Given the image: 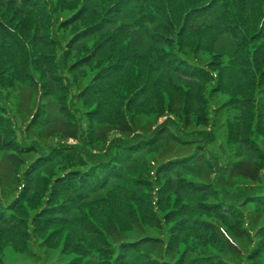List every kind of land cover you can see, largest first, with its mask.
I'll return each mask as SVG.
<instances>
[{"label":"trees","instance_id":"1","mask_svg":"<svg viewBox=\"0 0 264 264\" xmlns=\"http://www.w3.org/2000/svg\"><path fill=\"white\" fill-rule=\"evenodd\" d=\"M19 1L17 5L32 15L33 22L17 19L22 33L7 26L0 29L20 56L38 41L51 46V35L42 37L41 31L52 32L55 24L63 22L54 28L71 30L74 42L97 40L92 45L95 50L114 48L119 29L128 31L129 38L132 26L147 23L151 30L145 45L187 35L194 44V58L179 44L185 61L167 62L173 54L166 53L160 65L143 64L139 70L129 65L128 52L119 51L108 64L93 67L80 88L82 97L101 94L106 101L117 100L112 125L98 128L89 123L83 135L77 111L60 103L63 115L44 128L39 139H26L30 144L21 142L15 130L6 131V119L13 125L14 116L2 104L0 89V250L3 238L14 233L16 248L40 236L50 247L64 239V252L77 255L70 263L48 264H264V0ZM101 9L109 13L100 22L95 16ZM63 12L68 13L65 18ZM113 19L120 23L117 30L106 32L116 22ZM99 34L104 35L98 38ZM224 35L231 37L234 48L230 62L218 66L225 57L218 48ZM206 51L214 57L209 60ZM84 57L71 63L82 79L86 73L80 71L94 59L81 60ZM47 60L55 68L60 66L57 58ZM209 63L208 71L218 75L207 90L204 83L211 79L203 67ZM187 77L192 86L198 82L195 90L181 89ZM239 78L245 79L243 91L229 86ZM119 84L125 99L118 94ZM169 87L177 98L165 103V112L175 119L155 130L141 128V137L135 136L134 110L157 101L153 122L157 124L165 113L159 94ZM62 90L59 99L71 95L66 87ZM217 93L228 95L239 113L230 130L232 140L227 148L220 147L232 156L222 168L193 137L199 133L197 126L214 122L212 102ZM4 97L10 100L12 93ZM57 134L66 142L75 139L76 144L47 142ZM153 147L159 150L149 162L139 157ZM236 180L250 186L235 191ZM81 240L100 259L83 263L87 252L78 245Z\"/></svg>","mask_w":264,"mask_h":264},{"label":"rangeland","instance_id":"2","mask_svg":"<svg viewBox=\"0 0 264 264\" xmlns=\"http://www.w3.org/2000/svg\"><path fill=\"white\" fill-rule=\"evenodd\" d=\"M3 1V2H2ZM0 0V26L3 28L7 26L13 31L18 30L20 33L23 31V27L18 24L17 19L25 21L27 24L33 22L32 15L22 11L20 5H17L14 0ZM6 2V3H4ZM18 3L20 1L18 0ZM13 4V13H9L10 5ZM16 9L18 12L16 13ZM5 10V14L1 16V12ZM108 11L101 9L96 12L95 20L99 19L100 22L108 18ZM68 15L67 12L62 13V18H65ZM12 17V18H10ZM120 17L125 18L127 15H121ZM11 19V21H10ZM116 20V19H113ZM261 22V20H260ZM120 23L116 20L114 24L111 25V29L107 30L109 33H113L114 30H117V27ZM130 24V23H128ZM144 27H135L132 26L130 30V36L128 38L129 32L126 30L119 29L118 34L115 33L118 38V42L114 43L115 47L111 48L110 45L106 46V50L96 48L92 49L93 43L97 40H91L93 38H88L80 42L71 41V30H63L60 32L55 28H60L63 25V22L60 25L55 24L52 32H46L42 30V37H48L51 35L49 42L51 46L42 44L41 42H36L35 45L31 46V51L29 50L26 54L20 56L16 50L14 43L8 41L0 29V89L3 94L2 104L6 105L7 109L11 112L14 117H11L13 125L9 122L6 124V131H16L17 136L20 138L21 142H28L26 139H39L41 136V131L49 126L55 119L61 117L63 113L61 112L60 103L71 105L72 108L77 111V116L79 120H82L80 132L85 135L86 130L89 128L88 124L92 123L98 128H104L105 125H112L113 120V107L117 100H104L101 94L93 95L92 98L82 97L84 89L80 90L92 75V68L99 65H106L115 57L119 56V51H126L130 55L129 65L135 66L139 70L142 69L144 65L159 64L161 57H164L166 53H172V58L170 60H179L180 62L185 61L184 54L179 49V44L184 48V53L188 54L190 58H194V44L187 38V35L181 38H168L164 43L151 44V46L145 45V40L148 32L151 30V26L145 23ZM264 24V19L262 20V26ZM13 33V32H12ZM99 34L97 37L100 38ZM18 37L20 35L18 34ZM67 37V40L64 38ZM28 47V45H26ZM218 48L225 55L224 60H222L218 66H223L228 64L230 61L227 60L230 56V52L233 50V40L231 37L224 35L218 45ZM193 52V55L191 54ZM97 53V54H96ZM200 53H202L200 51ZM96 54V55H94ZM174 54L176 56H174ZM205 56L209 57V60L214 57L213 52H203ZM85 55L86 57L81 60L87 59V57L94 56L93 62L91 64L85 65L86 68L80 71L86 73L85 78H80L79 73L74 71L71 64L75 61L80 60V56ZM57 58L59 65L58 68H55L54 63L47 62L48 58ZM166 59V56H165ZM52 61V59H50ZM68 63V64H67ZM71 64V65H70ZM208 65L203 67V71L206 72L211 79L210 83L205 82L207 90H210L211 86L215 84V78L217 77V71L210 72L208 71ZM88 66V67H87ZM72 68V69H71ZM203 72V73H204ZM143 77L146 79V75L140 72ZM28 76L33 80L32 82L28 81ZM186 81L181 86V89L185 91L188 87L194 88L195 84L193 80L189 77L185 78ZM121 82V81H120ZM119 82V83H120ZM203 82V81H200ZM233 84L229 86L236 91L245 90L244 78H239L234 80ZM34 85V86H33ZM62 86L68 89L69 94H71L66 99H59L61 93H63ZM7 88L5 91L4 88ZM113 89L114 86H111ZM137 88V87H136ZM135 88V89H136ZM201 91L202 88L199 87ZM141 90V89H140ZM258 86H256V91ZM125 89L121 88L119 84V95L125 99L127 94L124 92ZM8 93H12L11 99H6L5 96ZM160 100L161 107L166 110V104L169 103L170 99L177 98L174 91L166 88L160 91ZM165 96V100L163 99ZM259 100H263L261 95H257ZM119 101V100H118ZM126 101V100H123ZM158 105L157 101H152L147 109L139 107L137 110H134L137 116L135 121L136 131L134 132L135 136L141 137V128H146L147 130L151 127V130H155L158 126H163L168 120L175 119L174 115L169 116V112L166 111L163 115H159L157 119V124H153L154 116L158 114L156 106ZM234 103L231 101L230 97L225 94L217 93L212 102L213 111L216 110L214 114V122L210 121L208 126H197V137L193 135L196 140H200L205 146L207 153L210 159L214 161L217 160V165L219 168H222L226 165L227 161L232 158L231 154H223L222 148H227V144L232 140V133L230 132L231 127L236 126L237 116L239 113L233 108ZM118 108H121L118 106ZM46 109L44 113H40L42 110ZM5 112V111H4ZM214 112H212L213 114ZM9 117L7 113H4ZM169 116V117H168ZM170 118V119H169ZM209 119L212 120L211 116ZM9 120V119H8ZM100 120V121H99ZM234 122V124H232ZM3 128V127H2ZM4 129V128H3ZM2 131V130H1ZM183 135L188 134L187 132H181ZM137 134V135H136ZM179 134V133H178ZM88 135V134H87ZM110 136L114 138L116 132L110 133ZM134 136V138H135ZM185 137V136H182ZM191 135L188 134L187 139H190ZM58 141L60 143L76 144V140L70 138L67 142L60 138L57 134L54 137L48 138L47 142ZM44 142V141H43ZM29 144L31 142H28ZM156 148V149H153ZM146 148L141 152V158L148 160L151 159V155L156 156L158 147ZM229 148V147H228ZM161 152V149H160ZM3 156L0 154V157ZM216 174L212 175V179L215 178ZM250 186L243 181L236 180L235 185L232 188H235V191L240 189L247 188ZM220 191L221 189L217 187ZM31 234L32 230L27 231ZM51 234V233H50ZM14 233L6 235L3 240V246L0 250V260L3 264H48V263H70L73 259L77 258L75 253L64 252V239L58 246H47L46 242L42 237H30L24 248H16V240L12 239ZM84 240L78 242V245L87 252L86 257L83 259V263H86L89 260H98L100 256L95 252H90V249L84 245ZM79 257V256H78Z\"/></svg>","mask_w":264,"mask_h":264}]
</instances>
